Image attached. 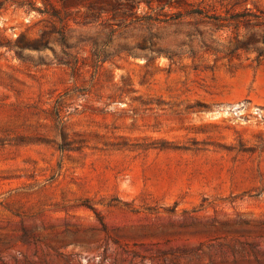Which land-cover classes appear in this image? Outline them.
<instances>
[{
    "label": "rangeland",
    "instance_id": "374dc122",
    "mask_svg": "<svg viewBox=\"0 0 264 264\" xmlns=\"http://www.w3.org/2000/svg\"><path fill=\"white\" fill-rule=\"evenodd\" d=\"M0 264H264V0H0Z\"/></svg>",
    "mask_w": 264,
    "mask_h": 264
},
{
    "label": "trees",
    "instance_id": "16d2710c",
    "mask_svg": "<svg viewBox=\"0 0 264 264\" xmlns=\"http://www.w3.org/2000/svg\"><path fill=\"white\" fill-rule=\"evenodd\" d=\"M47 12L50 13V15L59 18V20L63 19V16L61 15V13L57 9H55V7H53V6L51 7L50 11H47ZM197 12L201 13L202 11L200 9H198ZM233 16H234V19H239V18L243 17L244 15L240 12H237Z\"/></svg>",
    "mask_w": 264,
    "mask_h": 264
}]
</instances>
